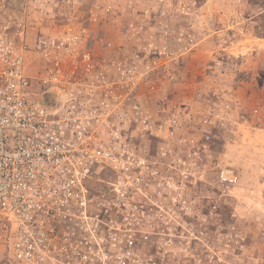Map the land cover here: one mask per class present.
Masks as SVG:
<instances>
[{"label": "built area", "instance_id": "obj_1", "mask_svg": "<svg viewBox=\"0 0 264 264\" xmlns=\"http://www.w3.org/2000/svg\"><path fill=\"white\" fill-rule=\"evenodd\" d=\"M111 8L96 1L88 20ZM137 21L124 41L97 47L81 20L31 42L0 0V252L13 264H157L142 244L173 243L169 211L142 202L151 164L131 142L145 115L143 75L156 65L146 59L166 53L168 34L157 50Z\"/></svg>", "mask_w": 264, "mask_h": 264}, {"label": "rangeland", "instance_id": "obj_2", "mask_svg": "<svg viewBox=\"0 0 264 264\" xmlns=\"http://www.w3.org/2000/svg\"><path fill=\"white\" fill-rule=\"evenodd\" d=\"M73 1L6 0L31 42L77 20L89 46L124 41L131 20L157 50L168 39L166 53L146 59L156 65L143 75L145 115L131 142L151 164L142 202L169 211L173 243L146 242L144 255L157 264H264V0H100L112 8L97 23L87 16L98 0ZM28 58L39 75L38 54ZM0 264L13 262L0 252Z\"/></svg>", "mask_w": 264, "mask_h": 264}, {"label": "water", "instance_id": "obj_3", "mask_svg": "<svg viewBox=\"0 0 264 264\" xmlns=\"http://www.w3.org/2000/svg\"><path fill=\"white\" fill-rule=\"evenodd\" d=\"M47 96H48V98L51 99V100H55V99H56V98H55L56 96H54L53 94H48Z\"/></svg>", "mask_w": 264, "mask_h": 264}, {"label": "crops", "instance_id": "obj_4", "mask_svg": "<svg viewBox=\"0 0 264 264\" xmlns=\"http://www.w3.org/2000/svg\"><path fill=\"white\" fill-rule=\"evenodd\" d=\"M28 2H34V1H36V2H38V3H43L44 2V0H27Z\"/></svg>", "mask_w": 264, "mask_h": 264}]
</instances>
